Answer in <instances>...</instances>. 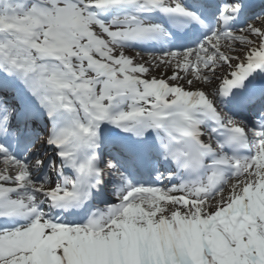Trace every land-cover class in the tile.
Returning <instances> with one entry per match:
<instances>
[{
  "label": "snow or ice",
  "instance_id": "snow-or-ice-1",
  "mask_svg": "<svg viewBox=\"0 0 264 264\" xmlns=\"http://www.w3.org/2000/svg\"><path fill=\"white\" fill-rule=\"evenodd\" d=\"M0 264H264V0H0Z\"/></svg>",
  "mask_w": 264,
  "mask_h": 264
},
{
  "label": "bare ground",
  "instance_id": "bare-ground-1",
  "mask_svg": "<svg viewBox=\"0 0 264 264\" xmlns=\"http://www.w3.org/2000/svg\"><path fill=\"white\" fill-rule=\"evenodd\" d=\"M170 74V73H169ZM154 75H157V76H159L160 75V73L157 71V72H155L154 73Z\"/></svg>",
  "mask_w": 264,
  "mask_h": 264
}]
</instances>
